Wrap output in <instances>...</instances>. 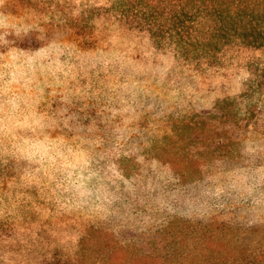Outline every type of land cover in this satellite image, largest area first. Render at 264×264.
<instances>
[{"label":"rangeland","instance_id":"1","mask_svg":"<svg viewBox=\"0 0 264 264\" xmlns=\"http://www.w3.org/2000/svg\"><path fill=\"white\" fill-rule=\"evenodd\" d=\"M44 6L0 0V206L33 211L15 219L93 220L127 237L180 232V181L156 151L167 145L160 126L203 106H225L217 95L234 101L237 111H251L255 104L264 112V95L248 99L241 84L247 78L262 83L264 76L252 75L246 49H228L223 54L232 59L231 76L244 80L215 92L200 84L196 66L186 68L190 62L149 35H114L115 42L101 46L80 44L66 27L40 30ZM128 43L130 53H123ZM247 141L240 157L229 160L233 172L223 176L230 190L245 191L240 222L256 218L264 206V135H249ZM217 181L208 175L202 193L204 185L222 192L224 182ZM197 204L186 213L187 222L200 223L209 212L202 199ZM261 226L253 228L254 237L264 232V222ZM13 246L18 248L16 242H1V252Z\"/></svg>","mask_w":264,"mask_h":264},{"label":"trees","instance_id":"2","mask_svg":"<svg viewBox=\"0 0 264 264\" xmlns=\"http://www.w3.org/2000/svg\"><path fill=\"white\" fill-rule=\"evenodd\" d=\"M34 1L45 3V11L38 17L40 30L66 27L77 42L92 45L112 44L117 39L110 40L114 35L124 38L137 33L141 39L149 35L166 51L190 62L186 68L196 66L200 84L208 83L215 92L224 90L229 82L244 80L231 76L232 59L223 54L228 49L238 48V53L246 49L244 60L252 75L264 76V0H100L99 5L96 0ZM102 3L108 7L102 8ZM116 25L124 29L116 33ZM130 47L128 43L123 53L129 54ZM247 79L241 84H245L248 99L252 93L264 95V82ZM216 99L223 101L219 106L226 105L217 109V105L203 106L168 121L170 126L168 122L160 126L161 140L167 145L156 151L164 155V164L180 181L176 201L183 224L180 232L127 237L106 232L103 223L93 220L15 219L22 212L26 217L33 211L0 206V264L1 256L3 264H264V232L252 235L253 228L263 229L264 206L260 204L261 214L256 218L240 222L245 191L230 190L226 186L229 179L223 177L233 172L229 160L240 157L249 135H264V112L257 111L252 100L251 111L244 113L237 111L234 101L222 95ZM208 175L223 181L225 189L214 193L204 185L202 193ZM261 187L264 197V185ZM199 199L209 212L200 223L187 222L186 213L197 209ZM234 201L236 207L231 206ZM6 214L13 217L5 218ZM1 242L6 246L16 242L18 248L1 252Z\"/></svg>","mask_w":264,"mask_h":264}]
</instances>
